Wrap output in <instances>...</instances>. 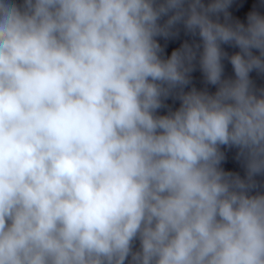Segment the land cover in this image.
I'll list each match as a JSON object with an SVG mask.
<instances>
[{
	"label": "clouds",
	"instance_id": "obj_1",
	"mask_svg": "<svg viewBox=\"0 0 264 264\" xmlns=\"http://www.w3.org/2000/svg\"><path fill=\"white\" fill-rule=\"evenodd\" d=\"M235 4L0 0V264H264V0Z\"/></svg>",
	"mask_w": 264,
	"mask_h": 264
}]
</instances>
